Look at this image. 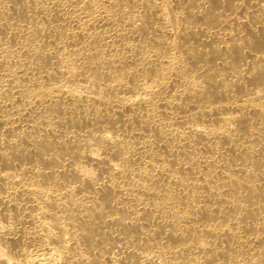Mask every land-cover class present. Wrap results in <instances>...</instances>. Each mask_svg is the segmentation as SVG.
Listing matches in <instances>:
<instances>
[{
    "label": "bare ground",
    "instance_id": "obj_1",
    "mask_svg": "<svg viewBox=\"0 0 264 264\" xmlns=\"http://www.w3.org/2000/svg\"><path fill=\"white\" fill-rule=\"evenodd\" d=\"M0 264H264V0H0Z\"/></svg>",
    "mask_w": 264,
    "mask_h": 264
}]
</instances>
